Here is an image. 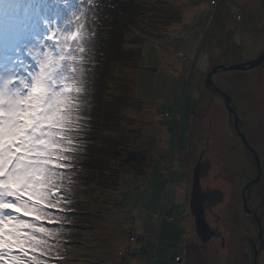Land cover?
<instances>
[{"label":"rangeland","instance_id":"1","mask_svg":"<svg viewBox=\"0 0 264 264\" xmlns=\"http://www.w3.org/2000/svg\"><path fill=\"white\" fill-rule=\"evenodd\" d=\"M153 3L155 5L151 6ZM149 4L150 16L138 15L137 18L144 22L146 29L149 26L150 34L144 28L148 36L144 43L140 42L142 36L139 33L140 36L127 34L125 41L123 38L119 40L123 48L119 52L117 47V58L120 61L121 57V62L126 61L121 67L125 68L111 66L105 87L109 92L103 95L106 104L89 106L80 98L81 106L75 114L76 124L70 133L71 144L68 146L81 145L84 150L78 153L77 160L67 161L80 181L71 194V198L77 201L74 205L76 211L60 207L46 209L50 217L63 215L73 219L75 224L70 241L62 245L67 251L56 256L47 252L41 257L46 264H173L176 256L182 258L183 264H252L251 242L257 233L250 223H240L243 218L241 201H222L212 209L211 216L221 219L219 228L211 223L210 213L205 211L209 228L218 231L220 237L212 239L209 245L201 244L196 238L188 198L191 169L202 154V136L198 131L193 143L189 134L192 133L190 123L195 111L194 99L198 96V105L202 102L205 74L221 57L218 47H221L219 52L227 51L230 55L229 65L224 66L253 58L264 50L262 29V32L258 30L259 34L244 29L239 42L240 29L237 27V23L242 27L246 25V19L254 16L253 13L256 14L255 22L264 25V14H257L260 10L264 12V0H153ZM178 11L183 19L177 24ZM151 15L158 18L154 19ZM240 17L243 18L241 23ZM53 30L60 32L61 41L70 38V35L61 32L57 24H53ZM233 31L234 38H231L230 44H225L226 37ZM46 40L47 37L41 43ZM233 41L236 44L239 42V45H231ZM208 46L217 50L209 62L206 56ZM49 48L50 45L45 51ZM4 51H7V46L0 30V71L8 63L2 58ZM21 59L24 64H18L17 69L26 71L31 61L26 56ZM258 68L244 75L232 72L218 73L222 74L220 76L215 74V83L226 88L227 93H238V103L244 106L245 94L239 87L246 88L250 94L255 93L257 84H248L247 81L249 76L254 79ZM116 91L125 98L120 100L118 95L115 98ZM223 108L217 107L216 110L222 113ZM118 113L123 134L105 133L102 128L99 129L97 122L110 125L106 120H111L112 115ZM97 115L99 118H96ZM117 140H122L129 148L139 150L148 158L149 168L145 175L139 176L122 167L107 168ZM253 142L258 144L260 152L259 149L263 148L261 141ZM104 146L108 149L109 158L102 159V155L92 152V148L99 150ZM263 153L261 156H264ZM85 161L87 166L83 165ZM101 165L106 170H101ZM216 174L218 178H230L237 185V174L227 171ZM217 177L210 172L200 181L201 189L204 191L210 180L212 185L217 186ZM186 180L187 185L184 184ZM220 192L226 199L239 198L241 190L234 187L220 189ZM248 204L256 215H260L263 224L264 202L249 201ZM169 210L173 211L170 223L166 219ZM54 221L49 223L45 219L35 221V224L47 231L68 227L61 225L59 220ZM135 223L139 237L136 236L137 240L132 242ZM224 236L227 237V247L222 250L219 244ZM259 264H264L263 251L260 252Z\"/></svg>","mask_w":264,"mask_h":264},{"label":"snow or ice","instance_id":"2","mask_svg":"<svg viewBox=\"0 0 264 264\" xmlns=\"http://www.w3.org/2000/svg\"><path fill=\"white\" fill-rule=\"evenodd\" d=\"M68 8L60 0H0L8 58L0 71V264H46L40 247L46 242L35 233L47 230L35 221L55 222L46 209L58 207L51 202L59 195L55 179L69 167L63 153L72 150L70 133L88 83L85 48L77 57L53 30ZM24 56L31 64L18 70Z\"/></svg>","mask_w":264,"mask_h":264},{"label":"flooded vegetation","instance_id":"3","mask_svg":"<svg viewBox=\"0 0 264 264\" xmlns=\"http://www.w3.org/2000/svg\"><path fill=\"white\" fill-rule=\"evenodd\" d=\"M243 13L244 12L241 11V14L244 16ZM260 13L262 15L264 14V12H261V10L257 14H260ZM253 15L254 16H251L246 19V25H243V27L239 26V24L237 23V27L240 29L239 42L243 37L244 29L246 31L254 30L255 33H258V34H259L258 30L262 29V31H264V25H262V22H255L254 19L256 18V14L253 13ZM245 16L247 17V15ZM242 19L243 18L240 17V21H239L240 23ZM256 25H257L256 28H252ZM233 33L234 31L228 34V37H226L225 44H230L232 40L231 38H234ZM239 42L236 44L233 41L231 45L237 46L239 45ZM217 50H218L219 56L221 57H218L216 65L214 66L212 65V67L211 66L209 67L208 72L205 74L204 81L206 79L207 74L210 71H212L214 67L219 66V65H227V64L229 65V61H228V58L230 56L229 53L227 51L219 52L221 51V47H218ZM217 50L212 49L211 46L207 48L206 56H207L208 62L213 57V54L217 53L216 52ZM259 55L260 53L254 56L253 58H246V60L243 59L240 62H237V64L254 60ZM232 73L244 75V74H248L249 72H232ZM218 75L220 76L222 74H218ZM216 77L217 75L212 77L213 83L220 91H222L224 94H226L230 98L232 111L235 113L239 121L238 123L239 129L243 132L246 142L248 143L250 148L257 154L258 159H259L260 172H261L260 182L250 192H248L247 201L248 203L249 201H263L264 202V156H261L262 151L264 152V63L258 68L256 75H254L253 77L254 79H252V77L249 78L250 76L248 77V81H247L248 84L249 82L252 84L254 83L255 85L257 84L254 88V90L256 91L255 93L250 94V92H246L247 91L246 88L239 87L240 88L239 90L241 91V93L243 92L245 94L246 101L245 103H243L244 106H240L241 104L238 103L240 101V99L237 98V95H239L238 93H232V94L227 93L225 91L226 88L221 87L220 85L219 87L215 83ZM259 81H261L262 83H260ZM202 92H203V96H202L203 99L199 105L197 102L198 96L197 98H195L196 100L194 99L195 111H194V114L192 116V120L190 123V125H192V130H191L192 133L189 134V136L190 137L192 136L191 140L193 143L196 142L195 137L198 131L200 132L202 136V154L199 157H201L202 159L201 163L205 162V163H208L209 165L208 172L204 177L209 175L210 172H212V174L217 177L216 173L220 171H223L225 173L227 171L233 175L237 174V185L236 186L234 185V183L232 182L230 178L228 179V178H225L224 176L219 177V178L217 177L218 179L217 181H219L218 185L217 186L216 184L212 185L213 181L210 180V182L207 183V186L205 187L204 191L202 190V192L207 194L213 191L220 192V189L230 190L235 187L236 189L238 188L241 190L240 197L226 199L223 196L221 201H241L242 202L243 201L242 200L243 189L250 182L254 181L257 176V168H256L255 160L253 158V154L247 148L244 147L243 142L241 138L239 137L233 125V121H230V115L227 110L225 99L222 98L220 95L214 93L209 88H206L205 86H203ZM247 94H249L250 96ZM217 107L224 109V110L220 109L222 113H218L220 111L216 110ZM226 138L229 140L233 139L232 140L233 142H230L229 140L226 141ZM253 140L257 142L261 141L260 144L263 147L259 149L261 153L257 150L258 144H255ZM197 163L198 161H196L194 167L196 166ZM194 167L191 169L192 176H193ZM218 169L219 171H217ZM188 201H189V198H188ZM205 201H216V200L213 197L212 198L208 197V199H206ZM248 203H247V206L250 209ZM212 209L210 210V212L208 211V213H210L209 214L210 219H211L210 221H212L211 223H213L214 225H217V228H219L221 219L217 217L216 215L211 216ZM257 217L259 218L260 224L262 226V223H261L262 218L258 214H257ZM244 221L250 223L256 232L255 225L251 218L243 217L240 223H243ZM216 232L218 233V231ZM226 242H227V237L226 236L222 237L220 244H219V248L222 250H225V248L227 247ZM253 242H252V245H253ZM210 243H211V240L208 244H205V245H209Z\"/></svg>","mask_w":264,"mask_h":264},{"label":"trees","instance_id":"4","mask_svg":"<svg viewBox=\"0 0 264 264\" xmlns=\"http://www.w3.org/2000/svg\"><path fill=\"white\" fill-rule=\"evenodd\" d=\"M152 1L153 0H94L92 11L95 18L91 19L89 9L86 6V0H70L72 5L71 8H68V4L65 3V0H60V7L68 8V11L58 23L54 21L53 24L59 25L61 32L64 31L67 35H70L68 45L71 47L74 55L77 57L81 56L78 48L81 46L85 48V53H83V66L86 69L88 83L80 97L83 99L82 101H84V103H88L89 106L95 105L96 103L99 104L98 106L106 104L103 99V95L109 92L105 87L107 86V81L109 80V74L111 73L112 68L111 66L114 65L113 67L120 69L126 62H121V57L120 61L117 58V47L119 46V52L123 48L122 43H120L119 40H122V38L124 39V36L127 34H140L142 36V41L140 42L144 43V39L148 37L147 34L144 33L146 28L144 27V22H142V20H137V18L138 15L144 16L147 14L150 16V7L155 5V3H153L150 6L149 2ZM139 8H142L143 10L137 11ZM153 15H151V17ZM78 17L79 24L77 23ZM152 18L156 19L158 17L154 16ZM182 19L183 18L179 13L177 24L182 22ZM170 24L175 25L176 22H170ZM80 25H83L84 27L80 32L79 38L74 39L73 34L76 33V30ZM146 30L150 34V31H148L149 26ZM57 39H59V37H57ZM123 41H125V39ZM52 43H55V40H53ZM49 45L51 47V44ZM129 45L135 46L134 44ZM132 51L133 49H131V52ZM117 95L120 100L125 98L124 96H120L119 91H116L113 96L117 98ZM91 110H94V108ZM89 115L92 118L94 117L91 114ZM96 118H99V116L97 115ZM106 122L110 123V125L99 124L100 122H97L99 129L102 128L105 133H115L117 135L123 134L121 130L122 127L120 126V113L112 115L111 120H106ZM95 140L96 139H94V141ZM113 143L114 141L112 144ZM113 148L114 150L111 155L112 160L107 162V168L111 170L113 168L122 167L126 168V170H129L130 172L138 174L139 176L146 174L147 169L149 168V163L148 158L144 157L142 152L129 148L128 144L123 143L122 140L114 143ZM95 149L96 148H92V152H94L97 156L102 155V159L110 157V155L106 153L108 150L106 146L100 148L99 150ZM100 164H102V162ZM83 165H86V161ZM103 166L104 165H101L100 169L106 170V167ZM262 233L264 244V223L262 224ZM262 251L264 253V248Z\"/></svg>","mask_w":264,"mask_h":264},{"label":"water","instance_id":"5","mask_svg":"<svg viewBox=\"0 0 264 264\" xmlns=\"http://www.w3.org/2000/svg\"><path fill=\"white\" fill-rule=\"evenodd\" d=\"M264 63V50L260 54L258 58H256L253 61L235 64L231 66H224L219 65L216 68H213L212 71H210L206 79L204 81V86L206 88H209L214 93L220 95L222 98L225 99L227 110L230 115V121H233V125L241 138L243 145L245 148H247L252 154L253 158L256 163L257 168V176L254 181L250 182L242 191V214L244 218H251L255 228H256V240L253 242L252 245V251H253V259L252 264H259V256L260 252L264 248L263 244V233H262V226L260 224L259 218L257 215L252 212L248 206H247V195L248 192H250L259 182H260V163L257 154L250 148L248 143L245 140V137L243 135V132L239 129V121L235 115V113L232 111L231 108V100L230 98L224 94L222 91H220L215 84L212 81V76L218 73H224V72H247L249 70H253L255 68L260 67ZM201 157L198 160V163L193 169V176L191 179V186H190V193H189V213L191 217L193 218V227H194V233L197 237V239L200 241L201 244L205 245L210 242L212 239H216L219 237V234L211 230L206 222L205 217V211H209L216 207L218 204H220L223 198V194L219 191H213L209 192L207 194L202 192L200 181L204 178V176L207 174L209 165L208 163H201ZM209 198H215L216 201H205Z\"/></svg>","mask_w":264,"mask_h":264},{"label":"clouds","instance_id":"6","mask_svg":"<svg viewBox=\"0 0 264 264\" xmlns=\"http://www.w3.org/2000/svg\"><path fill=\"white\" fill-rule=\"evenodd\" d=\"M94 5V0H86V6L89 9L91 19H94L92 7ZM79 18V17H78ZM71 151L63 153L67 157V161H75L78 159V153L83 152L84 148L81 145L71 146ZM72 165L69 164V168L64 171L63 175H57L55 179L54 187L59 192V195L51 197V202L58 204L62 210H68L75 212L76 209L74 205L77 201L71 198V194L74 193L77 189L80 181L76 178V173L71 171ZM47 211V210H46ZM50 219L59 220L61 225H67L68 227H61L45 233H35L46 243L40 247L48 252L52 256L63 254L67 251L62 245L68 243L71 239V234L73 231V225L75 221L71 218H65L63 215L51 216ZM49 241H54V243H49Z\"/></svg>","mask_w":264,"mask_h":264},{"label":"built area","instance_id":"7","mask_svg":"<svg viewBox=\"0 0 264 264\" xmlns=\"http://www.w3.org/2000/svg\"><path fill=\"white\" fill-rule=\"evenodd\" d=\"M164 117H166V114L164 115ZM161 118H163V117H161ZM167 220H168V222H170L172 220L171 214L167 215ZM131 240H132V242H135L137 240V237L135 234L131 237ZM173 264H182V258L180 256H176L173 260Z\"/></svg>","mask_w":264,"mask_h":264},{"label":"crops","instance_id":"8","mask_svg":"<svg viewBox=\"0 0 264 264\" xmlns=\"http://www.w3.org/2000/svg\"><path fill=\"white\" fill-rule=\"evenodd\" d=\"M187 183H188L187 180L184 181V184L187 185ZM168 213H169V214H172V216H173V211H172V210H169ZM168 213H167V214H168ZM169 214H168V215H169ZM182 214H183V212H181V215H182ZM166 219H167V218H166ZM128 220H130V218H129ZM172 220H173V218H172ZM169 223H170V222H169ZM134 232H135V235H136L137 237H139V235L136 234V232H137V230H136V223H135V231H134ZM134 232H133V233H134ZM140 238L142 239L141 236H140ZM138 242H140V239L138 240ZM131 243H132V242H131ZM133 244H135V243H133ZM140 249H141V248H138L137 250H140ZM182 264H183V262H182Z\"/></svg>","mask_w":264,"mask_h":264},{"label":"bare ground","instance_id":"9","mask_svg":"<svg viewBox=\"0 0 264 264\" xmlns=\"http://www.w3.org/2000/svg\"><path fill=\"white\" fill-rule=\"evenodd\" d=\"M181 212H183V210L181 209Z\"/></svg>","mask_w":264,"mask_h":264}]
</instances>
